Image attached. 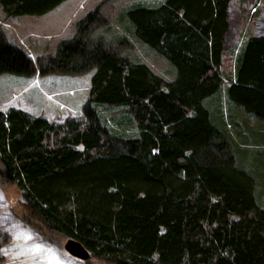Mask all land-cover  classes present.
<instances>
[{
  "label": "trees",
  "instance_id": "obj_1",
  "mask_svg": "<svg viewBox=\"0 0 264 264\" xmlns=\"http://www.w3.org/2000/svg\"><path fill=\"white\" fill-rule=\"evenodd\" d=\"M64 1L0 8L42 16ZM233 1L138 0L123 13L131 37L171 65V79L120 51L128 40L112 37V8L77 20L38 68L0 27V74L93 71L80 118L0 110V184L19 190L24 226L58 247L78 241L86 264H264L260 182L236 160L244 140L264 152V131L245 119L264 121V24L225 67Z\"/></svg>",
  "mask_w": 264,
  "mask_h": 264
},
{
  "label": "rangeland",
  "instance_id": "obj_2",
  "mask_svg": "<svg viewBox=\"0 0 264 264\" xmlns=\"http://www.w3.org/2000/svg\"><path fill=\"white\" fill-rule=\"evenodd\" d=\"M105 1L66 0L42 16L7 17L0 8V27L9 40L25 49L38 68L41 58L55 52L60 40L73 35L77 20L99 5L101 11L105 13L112 8L117 11L111 24L114 32L112 37L116 39L125 36L128 40L127 45H124L120 51L128 52L134 61L143 62L154 73L171 79L173 76L171 65L151 48L131 37L127 28L129 23L121 20L123 13L131 5L138 3V0ZM143 2L150 3L149 0H143ZM228 20L229 31L224 48L225 67L228 64L232 66L233 55L247 33L257 34L263 30L264 0H246L243 3L240 0H234L229 5ZM92 72L90 70L78 75L40 76L39 71H36L30 77L0 74V110L5 111L10 107L19 108L52 122H62L68 117L80 118L81 106L88 94L89 78ZM221 97L222 103L219 100L218 105L226 113L228 107L223 99V93ZM214 104L217 106L216 100ZM212 109L216 112V107ZM109 112L110 117L114 118L122 115L115 109ZM245 119L248 125L255 127L256 130L264 131V121L247 117ZM243 143H246L245 148L243 146L239 148L236 160L254 176L256 183L260 182L256 192L261 199L257 202L264 209V176H262L264 165L261 159H264L263 147L256 138L244 140ZM0 196H2L0 199V264H86L63 250L65 241L58 247L41 239L35 231L22 224L20 221L22 198L15 185L0 184Z\"/></svg>",
  "mask_w": 264,
  "mask_h": 264
},
{
  "label": "water",
  "instance_id": "obj_3",
  "mask_svg": "<svg viewBox=\"0 0 264 264\" xmlns=\"http://www.w3.org/2000/svg\"><path fill=\"white\" fill-rule=\"evenodd\" d=\"M63 250L71 257L83 262L91 258L89 252L78 241L74 239L65 240Z\"/></svg>",
  "mask_w": 264,
  "mask_h": 264
},
{
  "label": "snow or ice",
  "instance_id": "obj_4",
  "mask_svg": "<svg viewBox=\"0 0 264 264\" xmlns=\"http://www.w3.org/2000/svg\"><path fill=\"white\" fill-rule=\"evenodd\" d=\"M0 199H2V196H0Z\"/></svg>",
  "mask_w": 264,
  "mask_h": 264
}]
</instances>
